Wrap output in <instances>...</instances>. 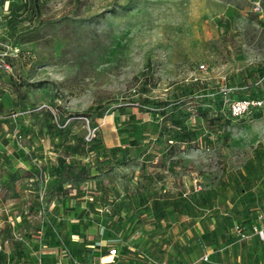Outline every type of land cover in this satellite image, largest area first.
Here are the masks:
<instances>
[{
	"label": "rangeland",
	"instance_id": "374dc122",
	"mask_svg": "<svg viewBox=\"0 0 264 264\" xmlns=\"http://www.w3.org/2000/svg\"><path fill=\"white\" fill-rule=\"evenodd\" d=\"M241 100L264 102V0H0V264L263 225L264 103Z\"/></svg>",
	"mask_w": 264,
	"mask_h": 264
},
{
	"label": "crops",
	"instance_id": "0c3cea01",
	"mask_svg": "<svg viewBox=\"0 0 264 264\" xmlns=\"http://www.w3.org/2000/svg\"><path fill=\"white\" fill-rule=\"evenodd\" d=\"M255 225L253 221L250 224L240 227L243 233L248 235V238L245 239L233 233L230 238L224 237L221 241L217 239L213 244H207L206 242L202 243L201 241L198 243L199 246L192 247L191 244L183 243L184 246L192 247L194 251H198V254H187L188 257L184 256V253L178 256L172 244H163L162 241L160 242L157 238L150 241V243H154L150 254L145 250L139 251L142 243L149 241V236L145 235V233L140 234L136 239L134 238V241L122 243L121 245L124 244L126 246L124 250H126L129 255H120L119 249L117 248L118 244L116 243L117 239L110 238V241L106 244L110 245L108 250L115 249L117 251L116 256H111L108 252H100L99 249L98 253L95 252L94 258L89 264H115L116 262H121V264L127 262L128 264H174L169 262H174L177 257L183 264H203L200 260L203 256L207 255L211 263L206 262L205 264H256V259L258 260V264H264V241L259 240L257 236L252 233V227ZM258 227H262V224ZM233 232H235V229ZM106 244L103 243L102 246H106ZM134 251H137V256L135 257L132 256ZM140 253L143 254V256H141ZM119 257L121 258L119 259ZM178 263H180V261Z\"/></svg>",
	"mask_w": 264,
	"mask_h": 264
},
{
	"label": "built area",
	"instance_id": "2783aa9c",
	"mask_svg": "<svg viewBox=\"0 0 264 264\" xmlns=\"http://www.w3.org/2000/svg\"><path fill=\"white\" fill-rule=\"evenodd\" d=\"M262 100H241L231 103L229 107V112L233 117H241L248 113L253 108H261L263 105ZM259 220H262L264 222V216L260 215L258 217ZM235 233L242 239L248 238V235L243 233L240 227H235ZM252 233H254L259 240L264 241V224L262 227L253 226L252 227ZM117 251L115 249L109 250V255L116 256ZM204 262H207L208 258L207 256H204L202 258Z\"/></svg>",
	"mask_w": 264,
	"mask_h": 264
},
{
	"label": "trees",
	"instance_id": "16d2710c",
	"mask_svg": "<svg viewBox=\"0 0 264 264\" xmlns=\"http://www.w3.org/2000/svg\"><path fill=\"white\" fill-rule=\"evenodd\" d=\"M102 108L103 107H98L96 109H89L86 112L81 114V116L91 117V121H92V124L94 125L95 131L98 129V119H99L100 112H101ZM98 134H99V132H98ZM78 173H79L78 180H80L81 182H84L88 179L89 175H88L87 168H85L83 166L78 167Z\"/></svg>",
	"mask_w": 264,
	"mask_h": 264
}]
</instances>
